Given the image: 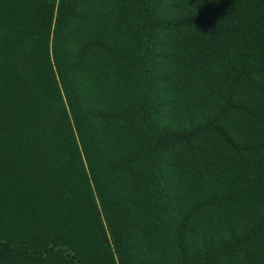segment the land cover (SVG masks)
Returning <instances> with one entry per match:
<instances>
[{"label":"trees","instance_id":"trees-1","mask_svg":"<svg viewBox=\"0 0 264 264\" xmlns=\"http://www.w3.org/2000/svg\"><path fill=\"white\" fill-rule=\"evenodd\" d=\"M0 264H264V0H0Z\"/></svg>","mask_w":264,"mask_h":264}]
</instances>
